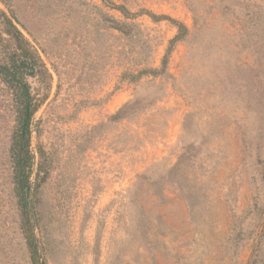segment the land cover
I'll list each match as a JSON object with an SVG mask.
<instances>
[{
  "label": "rangeland",
  "instance_id": "374dc122",
  "mask_svg": "<svg viewBox=\"0 0 264 264\" xmlns=\"http://www.w3.org/2000/svg\"><path fill=\"white\" fill-rule=\"evenodd\" d=\"M0 12L38 67L27 222L0 82V264H264V0Z\"/></svg>",
  "mask_w": 264,
  "mask_h": 264
},
{
  "label": "trees",
  "instance_id": "16d2710c",
  "mask_svg": "<svg viewBox=\"0 0 264 264\" xmlns=\"http://www.w3.org/2000/svg\"><path fill=\"white\" fill-rule=\"evenodd\" d=\"M14 15L0 12V82L11 95L15 111V125L11 139L10 155L13 164L14 191L22 218L26 220L34 210L33 187L30 184L35 157L31 151L34 115L38 103L31 91L29 78L38 72L35 55L30 45L16 27ZM178 34L171 44L178 41L186 30L177 23ZM32 257L37 254L35 245L26 234Z\"/></svg>",
  "mask_w": 264,
  "mask_h": 264
}]
</instances>
